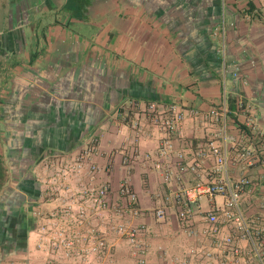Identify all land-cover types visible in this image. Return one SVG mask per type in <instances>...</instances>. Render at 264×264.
Returning a JSON list of instances; mask_svg holds the SVG:
<instances>
[{
  "label": "crops",
  "instance_id": "obj_1",
  "mask_svg": "<svg viewBox=\"0 0 264 264\" xmlns=\"http://www.w3.org/2000/svg\"><path fill=\"white\" fill-rule=\"evenodd\" d=\"M234 97L242 108H230ZM224 99L225 125L208 115ZM150 101L197 115L161 131L144 113ZM249 118L253 136L243 131ZM91 135L99 138L95 181L109 185L106 214L145 228L147 264H216L230 254L220 244L228 234L251 256L231 224L210 232L205 215L221 207V195L199 196L190 219L180 218L188 190L209 181L213 160L196 172H181L177 162L209 140L254 147L257 135L260 161L230 162L228 175L250 181L240 210L250 227L263 224L264 0H0V264L50 259L39 227L62 198L44 180L52 162ZM164 137L172 143L165 155ZM123 181L136 194V214L119 193ZM111 223L95 218L105 248L70 262L137 264L133 244Z\"/></svg>",
  "mask_w": 264,
  "mask_h": 264
},
{
  "label": "built area",
  "instance_id": "obj_2",
  "mask_svg": "<svg viewBox=\"0 0 264 264\" xmlns=\"http://www.w3.org/2000/svg\"><path fill=\"white\" fill-rule=\"evenodd\" d=\"M237 107H243L241 100H237ZM221 108L220 110L211 109L208 115L221 117L225 125L227 120L225 99ZM144 113L153 125L165 132L176 130L185 118L197 115L196 111H166L154 101L146 103ZM246 126L253 132V135L256 133L251 118ZM163 139L160 153L165 155L171 151L172 143L169 138L164 137ZM256 139L258 140L256 146L260 145L261 148V138L258 139V136L255 135L253 141ZM225 142L224 140L223 144H217L214 140H209L205 147L196 149L189 161L186 163L177 162L181 172L188 170L196 172L201 167L204 158L210 157L213 160L209 181L188 190L184 208L180 211L179 216L183 220L190 219L194 212V203L199 196L221 195L223 198L221 207L209 209L205 215L210 232L215 233L221 222L231 224L240 231L243 239L250 242L251 256L247 257L241 247L234 243L233 236L228 234L222 237L220 244L228 246L230 254L216 264H264V214L260 217L262 225L249 226L240 210V200L241 193L250 181L245 177L232 180L228 175L230 162L252 165L256 161H260L259 151L256 146L233 145L234 147L230 148ZM98 145V136L91 135L75 154L65 157L58 163H51V167H53L44 183L48 185V190L57 193L58 197L62 198V202L61 205L47 213L44 222L39 227V239L50 255L46 264H72L70 260L73 257L83 261L91 253H100L106 246L102 232L92 224V221L97 217L112 222V219L106 214L109 208V185L95 181L99 167L93 160V155L96 153ZM230 152L233 154L232 156ZM181 157L182 155H179V158ZM119 193L127 199L126 210L132 214L138 213L136 194L126 181L120 184ZM262 208L264 209V202ZM155 215L163 217L164 209H156ZM111 224L116 233L126 235L133 244L137 264H147V247L144 242L145 228L142 225L130 227L117 220Z\"/></svg>",
  "mask_w": 264,
  "mask_h": 264
},
{
  "label": "trees",
  "instance_id": "obj_3",
  "mask_svg": "<svg viewBox=\"0 0 264 264\" xmlns=\"http://www.w3.org/2000/svg\"><path fill=\"white\" fill-rule=\"evenodd\" d=\"M230 108L232 109V108H235L236 106H237V99L234 97V98H230ZM243 131H244V133H248L247 135H253V132L252 131H250L249 129H247L246 130V128L244 129V127H243Z\"/></svg>",
  "mask_w": 264,
  "mask_h": 264
}]
</instances>
